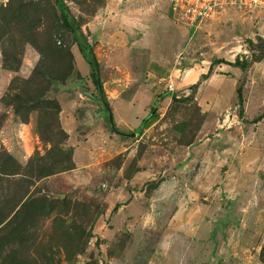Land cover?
<instances>
[{"label":"rangeland","instance_id":"obj_1","mask_svg":"<svg viewBox=\"0 0 264 264\" xmlns=\"http://www.w3.org/2000/svg\"><path fill=\"white\" fill-rule=\"evenodd\" d=\"M256 1L191 26L171 0H62L127 138L56 0H0V264H264ZM214 60L245 65L235 89Z\"/></svg>","mask_w":264,"mask_h":264},{"label":"built area","instance_id":"obj_2","mask_svg":"<svg viewBox=\"0 0 264 264\" xmlns=\"http://www.w3.org/2000/svg\"><path fill=\"white\" fill-rule=\"evenodd\" d=\"M257 4L259 3L256 0H171V10L185 24L192 26L222 9L228 7L250 9L256 7ZM260 4L264 10V2H260Z\"/></svg>","mask_w":264,"mask_h":264},{"label":"trees","instance_id":"obj_3","mask_svg":"<svg viewBox=\"0 0 264 264\" xmlns=\"http://www.w3.org/2000/svg\"><path fill=\"white\" fill-rule=\"evenodd\" d=\"M56 6L61 12V19H62L64 25L71 32H73V34L75 35V37H76L75 42L77 43V46H78V48L80 50V53L82 54V57L84 58L86 63L91 68V71H92V82H93L96 90H97L99 85H100V87L102 89V85H101V82L99 80L98 63H97V61L95 59V56H94V54L92 52L91 47L89 45H87L85 43V41L83 40V38L79 35L77 25L74 23L73 19L69 17L68 11L66 9L67 7L64 5L62 0H56ZM73 24H75V25H73ZM213 63L214 64L215 63L216 64L223 63V64L239 67L242 70L245 69V65L241 64L238 60H235L233 63H228V62L222 61V60H214ZM102 93L104 95V100L107 102V100L105 98V94L103 92V89H102ZM236 95H237V100H238L239 106L242 107V103H243L242 102V91H241V87L240 86H238L236 88ZM155 113H156L155 108L150 110V113L141 121V123L139 125V129L140 130H143V129L147 128L152 122L155 121V119H156Z\"/></svg>","mask_w":264,"mask_h":264},{"label":"water","instance_id":"obj_4","mask_svg":"<svg viewBox=\"0 0 264 264\" xmlns=\"http://www.w3.org/2000/svg\"><path fill=\"white\" fill-rule=\"evenodd\" d=\"M73 25H75V24H73ZM97 94H98V100L103 105V107H104V109L106 111V119H107V122H108V125H109L110 130L113 133H115V134H117L119 136L127 137V138H133L135 136L134 133L126 134V133H123V132L119 131L116 128V126L114 124V121H113L112 112L110 110V107H109L108 103L104 100V95L102 93V89H101L100 85L97 88ZM226 205H228V201L226 202Z\"/></svg>","mask_w":264,"mask_h":264},{"label":"crops","instance_id":"obj_5","mask_svg":"<svg viewBox=\"0 0 264 264\" xmlns=\"http://www.w3.org/2000/svg\"><path fill=\"white\" fill-rule=\"evenodd\" d=\"M157 20L159 19V21H161V22H163L162 20H160V17H155ZM165 20V19H164ZM154 62H156V61H154ZM220 65H221V67L222 68H226V67H228L229 68V71H225L226 72V74H227V77L225 78L227 81L229 80L230 81V83L228 82V86H229V88H234L235 89V86H236V84H235V82L237 83V81H236V78H238L239 77V75H237V74H239L241 71H243L242 69H240L239 67H235V66H233V67H231V66H227L226 64H223V63H220ZM223 70V69H222ZM106 98V97H105ZM124 119V118H123ZM61 121V120H60ZM63 129H65V131L67 132L66 134H68L69 136L71 135L70 134V131H68V129L67 128H65V127H63Z\"/></svg>","mask_w":264,"mask_h":264}]
</instances>
